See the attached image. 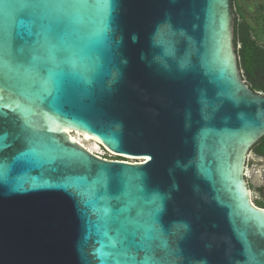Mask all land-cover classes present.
<instances>
[{
	"label": "water",
	"instance_id": "95a60500",
	"mask_svg": "<svg viewBox=\"0 0 264 264\" xmlns=\"http://www.w3.org/2000/svg\"><path fill=\"white\" fill-rule=\"evenodd\" d=\"M8 2L0 164L15 171L0 189V264H264L247 179L264 94L239 65L234 0H33L47 16L31 34L3 18ZM54 47L72 54L80 98L103 102L63 106Z\"/></svg>",
	"mask_w": 264,
	"mask_h": 264
},
{
	"label": "snow or ice",
	"instance_id": "6c2138e0",
	"mask_svg": "<svg viewBox=\"0 0 264 264\" xmlns=\"http://www.w3.org/2000/svg\"><path fill=\"white\" fill-rule=\"evenodd\" d=\"M46 6L34 3L33 0H10L6 4V12L4 19L9 22H14L19 25L21 28L28 30L31 34L33 26L43 20L46 16V12H42L41 9ZM41 28L47 33L49 31V26L40 24ZM59 28L60 26L57 25ZM17 35H19L17 33ZM13 40V35L11 33H5L3 28L0 27V48H3L5 45H10ZM49 56L51 57H60L62 60V68L68 73L65 80L63 81V92L61 97V103L65 108L75 109L77 107L81 109H86L90 106H94L96 103L103 102L102 97H97L92 93L88 97L89 103H85L84 99H81L76 91L75 81L71 79V67L73 64L72 54L66 51L63 48L54 47L49 50ZM67 131V129H65ZM26 155V153H23ZM16 159H19L17 157ZM143 159H148L144 157ZM15 171L14 164L12 165H2L0 164V189L6 188L12 179V175ZM159 212V209H155L151 216L153 223L159 219V216L156 214ZM153 231H156L154 228ZM182 253L176 252V255L179 256Z\"/></svg>",
	"mask_w": 264,
	"mask_h": 264
},
{
	"label": "trees",
	"instance_id": "16d2710c",
	"mask_svg": "<svg viewBox=\"0 0 264 264\" xmlns=\"http://www.w3.org/2000/svg\"><path fill=\"white\" fill-rule=\"evenodd\" d=\"M247 0H234L236 12L235 44L243 77L251 88L264 94V2L259 5L253 21L246 15ZM256 21V24L255 22ZM255 154L264 157V137L253 147ZM121 159V158H118ZM264 208V198L255 200Z\"/></svg>",
	"mask_w": 264,
	"mask_h": 264
},
{
	"label": "rangeland",
	"instance_id": "374dc122",
	"mask_svg": "<svg viewBox=\"0 0 264 264\" xmlns=\"http://www.w3.org/2000/svg\"><path fill=\"white\" fill-rule=\"evenodd\" d=\"M263 2L264 0H247V3L245 4V8L247 10L246 15L250 18L251 21H253V15H255V13L257 12L259 5ZM254 22L256 24V21ZM262 40L264 41V38H262ZM73 135L76 136L80 141L96 149L109 158H123L125 160L133 162L142 161V159L114 155L95 140L91 139L90 137H85L80 133H73ZM247 179L252 190L253 200L255 201L256 199L264 198V192H261L260 190V188L264 186V157L255 154L254 151H252L249 157Z\"/></svg>",
	"mask_w": 264,
	"mask_h": 264
},
{
	"label": "clouds",
	"instance_id": "9594fccd",
	"mask_svg": "<svg viewBox=\"0 0 264 264\" xmlns=\"http://www.w3.org/2000/svg\"><path fill=\"white\" fill-rule=\"evenodd\" d=\"M136 40H137V37L133 36V42H136ZM152 44H153V47H157L161 49V53L163 56H167L169 54L167 37L165 33L162 31L161 26H158L157 30L154 32L152 36ZM202 264H207V261L206 260L203 261Z\"/></svg>",
	"mask_w": 264,
	"mask_h": 264
},
{
	"label": "flooded vegetation",
	"instance_id": "af4514ba",
	"mask_svg": "<svg viewBox=\"0 0 264 264\" xmlns=\"http://www.w3.org/2000/svg\"><path fill=\"white\" fill-rule=\"evenodd\" d=\"M249 84V83H248ZM250 85V84H249ZM261 192H264V186L260 188Z\"/></svg>",
	"mask_w": 264,
	"mask_h": 264
},
{
	"label": "bare ground",
	"instance_id": "6f19581e",
	"mask_svg": "<svg viewBox=\"0 0 264 264\" xmlns=\"http://www.w3.org/2000/svg\"><path fill=\"white\" fill-rule=\"evenodd\" d=\"M74 137L77 138L76 136H74ZM85 137H88L89 138V136H87V135Z\"/></svg>",
	"mask_w": 264,
	"mask_h": 264
}]
</instances>
